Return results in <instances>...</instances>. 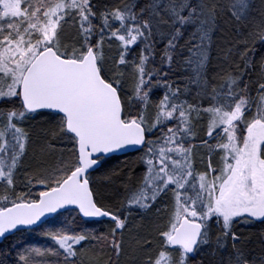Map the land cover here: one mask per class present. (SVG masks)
<instances>
[{"label":"snow or ice","instance_id":"6c2138e0","mask_svg":"<svg viewBox=\"0 0 264 264\" xmlns=\"http://www.w3.org/2000/svg\"><path fill=\"white\" fill-rule=\"evenodd\" d=\"M84 245L264 264V0H0V264Z\"/></svg>","mask_w":264,"mask_h":264},{"label":"trees","instance_id":"16d2710c","mask_svg":"<svg viewBox=\"0 0 264 264\" xmlns=\"http://www.w3.org/2000/svg\"><path fill=\"white\" fill-rule=\"evenodd\" d=\"M256 3H259V0H256ZM217 37L219 38V33L217 34ZM220 47H223V45H220ZM216 52H213V56L215 57ZM156 96H159V93H156ZM54 117H37L36 121H34L33 123L36 125L35 129H34V139L38 141V143L34 146L37 149L39 148V144L43 143L44 138L42 136L39 135L40 130L42 128H47L48 127V123H45V121L47 120L49 123H51L52 121H54ZM194 143H199V141H194ZM54 147L57 149V152L53 153V158L59 154V150L64 148L65 146L59 142H54ZM39 154H37V160H39ZM125 159H131V157H125V156H120L119 157V161H113V164L119 163L120 161H124ZM30 162L35 163L36 161H32L31 157L29 158ZM94 177L97 181L98 186L104 190L105 192H111L112 188L110 186H107L104 183L105 177L103 174V171L99 172V173H95ZM38 190H42V189H38ZM155 211V210H154ZM66 216H68V213H65ZM134 224H139L140 223V218L137 217V219L133 222ZM96 228H100L101 224H96L95 225ZM240 228L245 232V234H247L248 232H257L259 225L256 226H244L241 225ZM127 236V234H126ZM16 237H13L12 239H15ZM26 241L29 243H33V244H37V245H45V246H51V241L44 239L41 235H40V230L37 229L35 232H31L28 233L25 237ZM252 241L254 243H258L259 241V236L254 235L252 237ZM130 242V240H129ZM84 248L88 249L87 253L82 257L84 264H89L90 261H95L97 258H101L102 260H106L107 256H103L101 257V254L99 253L98 250H94L91 249L89 246L84 245ZM127 257H122L121 258V262L122 264H127Z\"/></svg>","mask_w":264,"mask_h":264}]
</instances>
